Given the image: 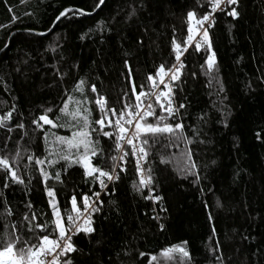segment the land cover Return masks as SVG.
<instances>
[{"label":"trees","instance_id":"obj_1","mask_svg":"<svg viewBox=\"0 0 264 264\" xmlns=\"http://www.w3.org/2000/svg\"><path fill=\"white\" fill-rule=\"evenodd\" d=\"M96 4L97 0H0V115L15 107L8 122L12 132L0 128V156L11 157L19 147L24 157L19 174L25 181H9L4 188L0 172V246L5 224L9 236L13 224L24 239L32 236L28 221L23 220L26 213L29 217L36 214L33 225L52 219L37 167L33 163L26 171L23 165L29 154L44 158L49 150H58L52 143L53 133L70 136L75 130L70 118L59 112L64 103L73 112L78 101H86L80 107L90 109L92 126L98 127L94 124L100 116L97 96L106 98L108 108L119 111L125 102H135L131 83L137 85V92L142 84L148 92L149 74L158 81L160 65L168 69L178 64L172 40L182 45L186 40V13L193 10L199 18L209 8L207 0ZM68 8L82 9L84 14L68 13L57 20ZM133 8L135 15L130 16ZM237 10V19L218 12L208 29L211 51L215 47L218 53L213 70H207L205 46L197 52L194 44L181 56L185 66L179 78L170 82L178 113L169 122H182L183 135L191 143L172 136H159L156 143L149 140L146 171L151 169L153 195L162 196V201L154 203L146 198V191H136V165L126 159L119 180L108 187L100 210L92 215L95 231L73 238L78 249L70 254L73 264H264V0H239ZM80 80L84 81L82 92L76 87ZM93 84L96 93L91 91ZM151 101L159 114L155 97ZM47 108L53 109L50 119L64 124L44 126L51 149L44 133L33 132L31 123ZM149 121L154 122L152 117ZM19 122L25 125L23 130L15 127ZM23 131L28 135L21 139ZM100 146L105 155L99 166L109 170L110 157L119 152L107 138L100 139ZM189 151L198 166L196 182L188 171ZM62 165L65 162L60 160L44 167L50 173L61 172L63 184L49 181V186L56 189L67 226L70 197L75 195L81 206L80 196H90L100 186L85 178L79 165L66 166V170ZM5 201L11 215L4 214ZM184 241L190 260L179 253L169 254L171 259L162 255L163 250Z\"/></svg>","mask_w":264,"mask_h":264},{"label":"snow or ice","instance_id":"obj_2","mask_svg":"<svg viewBox=\"0 0 264 264\" xmlns=\"http://www.w3.org/2000/svg\"><path fill=\"white\" fill-rule=\"evenodd\" d=\"M105 0H97L95 7L103 5ZM199 3V0H197ZM208 10L203 13L199 18L193 10H189L186 13L187 18V38L183 45L178 43L175 38L172 40V49L175 53V60L178 64H173L171 68L166 69L164 65H160L156 76L149 74L147 81L150 82L149 91H144V85H140V91L137 92V85L131 83L132 96L135 98L134 103L125 102L123 107L119 111L115 108L107 107V100L103 96H97L95 104L98 107L100 116L94 121V124L98 127H93V122L89 119L90 109L87 107L81 108L82 103L86 101L77 102V110L68 112V104L64 103V106L59 109L60 113H63L66 117L70 118L71 127L74 128L70 136H54V143L57 145V151H48V156L34 157L29 154L26 156L27 163L23 165L25 170H30V165L33 163L37 167L41 183L44 186L46 196L48 197L47 203L51 208L52 219L41 223L32 224V221L36 220V214L33 213L31 217L26 213L23 216L24 221H28L27 231L32 233L29 239H24L21 234H17L16 225H12V234H7L8 225L5 224L4 243L0 246V264H73L71 255L78 251L73 243V236L79 233L90 235L95 231L93 227L92 215L100 210L102 201L99 200L100 193L95 192L93 196L95 199H91L88 194H82L80 196L81 206H78L77 197L72 195L69 199L71 212L67 214V226L64 223V218L59 207V201L56 199V189L49 186V181H56L63 184L61 179V172L56 171L50 173L46 170L44 165L47 163L48 167H52L60 160L65 162L62 168L71 166L72 164L79 165L83 169V176L90 178L93 183H98L101 189L107 188V181L119 180L120 175L116 172V168L120 165L116 164L117 160L125 162L129 156V151L125 148L127 145L130 149L131 156L136 160V171L139 175V185H133L136 191L140 192L144 188H148L153 184V176L151 175V169L147 172L141 167V161L147 159L149 140L153 143L157 142L159 136H172L179 140H184L187 143H191L183 135L184 125L182 122H169L175 121L178 113V108L173 105L172 102V88L167 80L175 81L179 78L181 69L185 66L181 61V56L184 51H187V47L190 46L196 37L201 38V42L195 44V50L199 52L202 45L205 46V50L209 53L205 61L207 70L211 72L215 65V53L211 51L212 45L209 37L208 29L215 24V14L217 12L224 13L225 15L232 17L233 19L239 18V0H207ZM143 6L142 3L140 5ZM11 11V9H9ZM136 9L133 8L130 12L131 15H135ZM68 13L84 14L82 9H64L56 17L60 20L62 17H66ZM15 19V17H14ZM207 25V26H205ZM125 65L128 67V76L131 78V68L128 66V61L125 60ZM195 75V73H193ZM131 82V80H130ZM83 80L78 81L76 87L77 90L83 91ZM163 84L164 88L159 89V85ZM91 91L96 93V86L91 85ZM223 91V88L220 89ZM127 96V93H125ZM155 97V104L159 107L160 113L157 114L156 108L151 101V97ZM142 97L148 99L147 103L142 101ZM71 99V97H69ZM179 108H184V104H180ZM15 111V107L4 115H0V128H4L7 132H12V127L8 122L12 120V114ZM52 108L44 110L43 114L38 118H34L31 123L34 125L33 132L39 129L44 133V141L49 144V134L45 131L44 126L50 125L51 128L64 127V124H60L53 119L49 118L48 113L52 112ZM149 117H152L154 122L149 121ZM60 117H57L58 121ZM227 126V125H225ZM17 129L23 130L25 125L23 122H19L15 125ZM95 134V139H94ZM27 131H23L21 139L27 136ZM259 139V133L256 134ZM107 138L112 140L115 145V150L122 153L119 156H111L113 161L109 170L99 166L100 160L105 155V150L100 146V139ZM7 145H5L6 147ZM49 144V149H51ZM189 161L188 171L194 176L196 182L200 179L198 166L195 161L192 160L191 152L187 153ZM24 159L21 156L19 147L14 155L0 156V172L4 173V188L9 187V181L12 184H23L25 181L19 174L20 161ZM94 159L96 162L94 163ZM10 160L12 162H10ZM15 162L16 167L13 166ZM212 163H215L214 161ZM120 171H124L123 167H120ZM150 195L146 198L152 199L153 202L162 201L163 197L160 195H153L154 188L149 189ZM28 209H31L30 203L26 204ZM5 215H11V208L4 202ZM161 211H167L165 208H161ZM74 213V214H73ZM211 218V217H210ZM163 228V224L160 225ZM39 229V233L36 232ZM35 240L36 243L31 241ZM187 241L182 242L180 245L169 247L163 250L162 255L171 259L169 254L179 253L186 260L191 259L190 252L184 245ZM19 245V247H17ZM141 256L144 254L141 253ZM156 257H152L155 260ZM219 259V257H217ZM181 264H185L181 261Z\"/></svg>","mask_w":264,"mask_h":264},{"label":"built area","instance_id":"obj_3","mask_svg":"<svg viewBox=\"0 0 264 264\" xmlns=\"http://www.w3.org/2000/svg\"><path fill=\"white\" fill-rule=\"evenodd\" d=\"M217 13H218V12H217ZM217 13H216V14H217ZM216 14H215V16H216ZM205 26H207V25H205ZM198 41H201V38H200V37H196V38L193 40L192 44H191L189 47H192V46H193L194 44H196ZM166 82H168V83L170 84L171 81H170V80H167V78H166ZM162 86H163V84L159 85V89H161ZM153 97H154V96H153ZM172 102H173V105L176 107V104H175V101H174V98H173V94H172ZM176 108H177V107H176ZM125 148L129 151V156H128L126 159L131 158V159L135 162V165H136V160H135L134 157L131 156L130 149H128L127 145H125ZM121 154H122V153L119 152V155H121ZM117 164L120 165V167H122L123 162L117 160ZM120 167H117V168H116V172H117V173L119 172ZM141 167L145 170V172H147V171H146V160L141 161ZM136 172H137V171H136ZM137 178H138V182H139V175H138V174H137ZM113 182H114V181H107V188H106V189H101V188H99V190H98L97 192L100 193V196H99V200H100V201H101L102 195L106 192V190L108 189V187H109ZM152 185H153V184H152ZM152 185H150L148 188H144V189H143L144 191H146V192L148 193V196L150 195L149 189L152 188ZM152 194H153V193H152ZM90 198H91V199H95V197L93 196V194L90 195ZM79 234H80V233H79ZM77 235H78V234L74 235L73 238H74L75 236H77Z\"/></svg>","mask_w":264,"mask_h":264},{"label":"rangeland","instance_id":"obj_4","mask_svg":"<svg viewBox=\"0 0 264 264\" xmlns=\"http://www.w3.org/2000/svg\"><path fill=\"white\" fill-rule=\"evenodd\" d=\"M214 46H215V43H213V47H214ZM214 52H215V56L218 58V53H217L215 47H214Z\"/></svg>","mask_w":264,"mask_h":264}]
</instances>
